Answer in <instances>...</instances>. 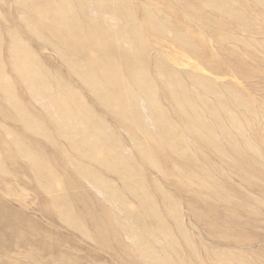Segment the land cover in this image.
<instances>
[{
	"label": "rangeland",
	"instance_id": "obj_1",
	"mask_svg": "<svg viewBox=\"0 0 264 264\" xmlns=\"http://www.w3.org/2000/svg\"><path fill=\"white\" fill-rule=\"evenodd\" d=\"M263 97L264 0H0V264H264Z\"/></svg>",
	"mask_w": 264,
	"mask_h": 264
},
{
	"label": "bare ground",
	"instance_id": "obj_2",
	"mask_svg": "<svg viewBox=\"0 0 264 264\" xmlns=\"http://www.w3.org/2000/svg\"><path fill=\"white\" fill-rule=\"evenodd\" d=\"M252 100H253V99H252ZM263 104H264V97H263ZM257 118H258V117H257ZM260 126H261V125H260ZM259 128H260V127H259ZM263 128H264V127H263ZM252 135H253V134H252ZM258 136H259V135H258ZM258 136H257V137H258ZM260 137L263 139L262 141H263V144H264V135H260ZM255 138H256V137H255ZM259 140H260V139H258L257 141L259 142ZM263 159H264V156H263ZM250 168H251V170H252L253 173H254V172H257V171H256V168H255V164H254V162L251 163ZM257 170H258V169H257ZM259 171H260V170H259ZM259 171H258V172H259ZM260 174H261V178H262L263 181H264V170L261 171ZM259 179H260V178H259ZM253 185H254V184H253ZM257 186L260 187L258 184H257ZM263 190H264V189H263ZM263 190H262V191H263ZM254 191H256V190H254ZM263 192H264V191H263ZM253 205H254V203H253ZM255 208H256V207H255ZM262 208H263V207H262ZM259 209H260V208H259ZM259 209H258V210H259ZM260 210H261V209H260ZM251 214H252V213H251ZM253 214H255V213L253 212ZM256 217H257V216H256ZM252 218H253V217H252ZM254 219H255V218H253V220H252V219H251V220L254 221ZM259 219H260V217H259ZM259 219H258V220H259ZM256 221H257V219H256ZM260 222H261V226H262V228L264 229V218H261V219H260ZM251 224H254V223L252 222ZM251 226H254V225H251ZM259 226H260V225H259ZM263 243H264V242H263Z\"/></svg>",
	"mask_w": 264,
	"mask_h": 264
}]
</instances>
